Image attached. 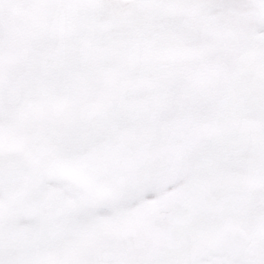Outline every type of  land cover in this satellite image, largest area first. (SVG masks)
Instances as JSON below:
<instances>
[{
	"label": "snow or ice",
	"instance_id": "1",
	"mask_svg": "<svg viewBox=\"0 0 264 264\" xmlns=\"http://www.w3.org/2000/svg\"><path fill=\"white\" fill-rule=\"evenodd\" d=\"M0 264H264V0H0Z\"/></svg>",
	"mask_w": 264,
	"mask_h": 264
}]
</instances>
